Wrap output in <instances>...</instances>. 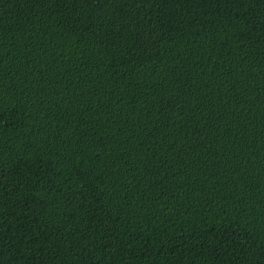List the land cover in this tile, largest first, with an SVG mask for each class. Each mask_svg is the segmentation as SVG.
Returning <instances> with one entry per match:
<instances>
[{
    "label": "trees",
    "instance_id": "16d2710c",
    "mask_svg": "<svg viewBox=\"0 0 264 264\" xmlns=\"http://www.w3.org/2000/svg\"><path fill=\"white\" fill-rule=\"evenodd\" d=\"M0 264H264V0H0Z\"/></svg>",
    "mask_w": 264,
    "mask_h": 264
}]
</instances>
